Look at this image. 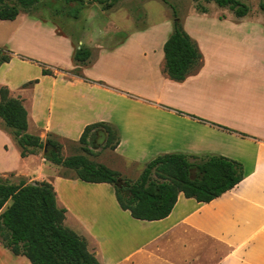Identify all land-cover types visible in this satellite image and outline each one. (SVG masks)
I'll return each instance as SVG.
<instances>
[{
    "label": "crops",
    "instance_id": "1",
    "mask_svg": "<svg viewBox=\"0 0 264 264\" xmlns=\"http://www.w3.org/2000/svg\"><path fill=\"white\" fill-rule=\"evenodd\" d=\"M195 20L208 27L189 30ZM169 22L129 33L113 47L89 46L91 56L79 78L67 73L74 66L61 68L62 55L72 59L75 49L70 37L20 13L13 20L18 24L13 51L1 46L13 58L0 66V88L21 101L27 133L40 139L49 134L78 143L88 125L103 122L116 128L119 144L94 152L100 160L94 162L121 178V167L143 170L159 155L182 153L240 163L244 176L239 184L208 203L179 194L168 217L148 222L121 210L111 185L62 175L63 167L40 153L21 158L15 151L13 162L24 170L13 166V173L18 178L31 170L29 162H36V177L25 183L53 186L57 205L66 210L64 225L86 228L84 235L75 233L100 264H264V13L249 11L241 18L229 9L186 14L183 30L197 44L203 62L182 82L164 73ZM152 31L162 35L153 46L146 43ZM31 32L38 37H30ZM61 45L63 53L56 48ZM42 64L54 75L43 76ZM12 69L13 76L4 75ZM34 80L36 84L23 87ZM2 170L0 176L7 172ZM108 208L121 219L127 212L138 225L137 236L135 230L114 234ZM0 264L30 263L0 245Z\"/></svg>",
    "mask_w": 264,
    "mask_h": 264
},
{
    "label": "trees",
    "instance_id": "2",
    "mask_svg": "<svg viewBox=\"0 0 264 264\" xmlns=\"http://www.w3.org/2000/svg\"><path fill=\"white\" fill-rule=\"evenodd\" d=\"M40 1L0 0V21H13L21 9L27 10ZM55 1L84 5V0ZM112 1L117 0L93 2L111 5ZM203 1L228 8L237 18L250 11L240 0ZM259 8L264 13V3H260ZM71 15L77 18L79 10L73 9ZM173 18L172 33L163 45L164 73L169 79L182 82L201 69L203 57L195 41L183 30L175 12ZM90 56L88 48L76 47L72 55L74 68L67 73L84 78L81 67L86 65ZM12 57L13 52L0 49V66L9 63ZM42 75L54 74L42 64ZM36 83L34 80L23 87ZM0 119L4 129L13 134L21 158L47 146L44 159L73 170L74 177L83 182L111 185L119 208L139 221H159L168 217L179 194L198 203H208L234 188L244 176L240 163L223 156L170 153L146 163L137 181L130 183L117 172L83 155L63 159L60 156L62 145L55 139L49 138L42 143L37 136L29 135L27 112L20 100L9 97L6 88H0ZM98 129L105 133L104 149L114 150L119 144L118 131L103 122L86 126L78 144L84 149L91 134ZM65 213L66 210L57 205L56 193L50 183L26 184L21 181L9 184L0 177V245L13 256L24 257L30 264H100L88 250L86 240L64 225Z\"/></svg>",
    "mask_w": 264,
    "mask_h": 264
},
{
    "label": "rangeland",
    "instance_id": "3",
    "mask_svg": "<svg viewBox=\"0 0 264 264\" xmlns=\"http://www.w3.org/2000/svg\"><path fill=\"white\" fill-rule=\"evenodd\" d=\"M93 1L94 0H84V5L81 6L78 3L66 4L63 1L41 0L40 3L34 7H30L27 10L21 9V13H28V15H32L33 17L55 27L57 34L60 36L68 35L71 39L69 41H71L72 44L74 42L75 48H89V46L113 47L129 33L146 26L153 27L161 25L167 21H170L169 24L171 29H173V22L175 20V18H173V12L176 13L177 19L182 22L183 17L190 11H218L228 9L219 8L214 3H207L203 0H165V3L162 0H117L112 1L111 5H108L109 3L107 2L104 4H98ZM240 1L247 5L253 13L261 12L259 5L260 3H264V0ZM88 2L90 3L88 4ZM73 9L79 10L77 18H73L71 15ZM17 26L18 24H14L13 21H0V49H3L2 47H7V49L13 47V32ZM198 27L206 28L208 27V24L203 23L199 25L198 21L195 20L190 24L189 30H195ZM159 35L160 34L157 32L152 31L146 37V43L152 44V46L157 44L162 38V35ZM29 36L34 39L38 37L35 33L29 34ZM17 41H19V39H17ZM49 41L51 42L50 39ZM56 48L63 49L61 50L62 53L65 51V46L63 45H61L60 48L56 46ZM53 54L54 53L51 52L50 49L48 55L52 56ZM62 56L61 68L69 69L74 66L71 56L68 58L64 55ZM4 75L7 77L13 76V69L6 72ZM31 75H35V71L31 73ZM38 109L42 108L38 105ZM49 138L55 139L62 145L60 156L63 159L74 155H83L90 161L99 162L100 160L94 152L105 150L104 143L106 137L104 131L101 129H98L91 134L89 137V143L84 149L78 143L57 139L49 134L42 137V139H39L42 143H45ZM46 149L47 146H45L43 150L39 149L37 153L44 156ZM48 150H50V148ZM15 151H18V147L13 139V134L4 129L3 123L0 120V167L3 169L2 172L7 171L0 177L5 183L9 184H18L21 181L26 182L25 180L27 179L35 178L37 175V169H34L37 165L35 161H31L27 165V168L31 170L26 171L25 174L20 175L18 178L15 177L13 166L16 169L24 170V166H20L18 161L13 162ZM89 152H92V154ZM115 169L118 168L116 167ZM120 169L123 170L122 179L127 180L130 183L136 182L142 171L131 164L124 166V168L121 167ZM60 173L70 177L75 176L73 170L64 167L61 169ZM108 213L110 215L108 226L112 228L114 234L117 233L120 235L121 233L122 236H127L128 233H134L136 231L134 236H137L138 225L135 221H132L127 212H123L124 217L122 219L114 214L110 208H108ZM67 227H71L74 232L78 231L79 235H84L86 231V228L82 226H78L75 228L77 230H75L69 223Z\"/></svg>",
    "mask_w": 264,
    "mask_h": 264
}]
</instances>
